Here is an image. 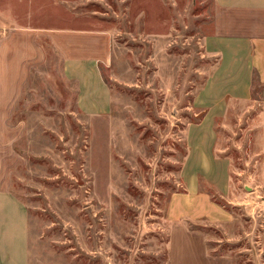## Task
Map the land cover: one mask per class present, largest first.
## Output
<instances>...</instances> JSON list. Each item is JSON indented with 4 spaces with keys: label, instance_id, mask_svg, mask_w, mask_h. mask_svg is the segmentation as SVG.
Here are the masks:
<instances>
[{
    "label": "rangeland",
    "instance_id": "obj_1",
    "mask_svg": "<svg viewBox=\"0 0 264 264\" xmlns=\"http://www.w3.org/2000/svg\"><path fill=\"white\" fill-rule=\"evenodd\" d=\"M213 5L0 0L1 32L46 29L34 36L38 57L32 47L30 56L15 47L20 85L10 111L0 107V187L25 209L28 264H264L257 133L238 131L235 117H226L230 129H217L218 152L231 158L226 199L202 181L228 219L168 214L184 189L187 126L200 111L194 97L215 60L202 44L212 33ZM47 29L110 34L107 58L96 65L105 111L80 106L96 94H81L78 80L66 77ZM173 205L179 212L180 200Z\"/></svg>",
    "mask_w": 264,
    "mask_h": 264
},
{
    "label": "crops",
    "instance_id": "obj_2",
    "mask_svg": "<svg viewBox=\"0 0 264 264\" xmlns=\"http://www.w3.org/2000/svg\"><path fill=\"white\" fill-rule=\"evenodd\" d=\"M213 3L212 33L204 36L202 44L206 54L215 60L194 97L200 111L198 120L187 126L181 169L184 189L170 201L168 214L181 221L208 218L219 224L228 219V211L214 202L212 194L202 188V181L222 198L226 199L230 192L231 158L217 148L220 140L217 129L232 127L226 117H235L238 131L257 133L259 151L254 159L259 165L258 177L264 183V0H213ZM16 28L10 26L0 31V107L4 105L8 111L17 97L14 90L20 85L13 55L15 47L26 46V56H30L32 47V53L38 57L42 50L35 45L34 36L46 31L33 28L18 32ZM47 31L62 56L66 77L78 80L81 94L87 91L96 94L91 104L79 102L80 106L92 114L105 111L107 97L96 65L107 58L110 34L79 29ZM17 32L21 37L19 43L13 36ZM238 103H244V109L238 110ZM175 198L180 200L179 212L173 205ZM26 242L25 209L8 188L0 187V264H28Z\"/></svg>",
    "mask_w": 264,
    "mask_h": 264
}]
</instances>
